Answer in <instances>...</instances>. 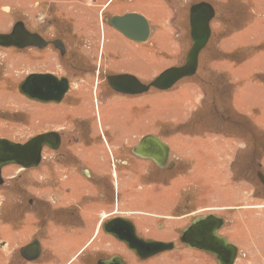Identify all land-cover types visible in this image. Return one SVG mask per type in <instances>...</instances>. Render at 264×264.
Here are the masks:
<instances>
[{
  "label": "rangeland",
  "instance_id": "rangeland-1",
  "mask_svg": "<svg viewBox=\"0 0 264 264\" xmlns=\"http://www.w3.org/2000/svg\"><path fill=\"white\" fill-rule=\"evenodd\" d=\"M199 1L209 2L215 16L209 23L210 37L198 55L197 75L182 78L169 89L151 88L135 96L105 90L96 105L111 134L127 137L158 132L164 137L176 160V168L167 174L171 181L158 184L155 177L161 173L131 180L121 177L114 187L115 200L105 191L104 197L94 200L91 192V207L70 185L62 186L59 152L48 154L44 164L25 173L14 164L5 165L1 169L0 240L8 239L5 232L11 231V223L18 227L23 222L22 229L42 225L40 231L33 229L39 231L35 236L41 238L42 246L49 247L62 225H77L82 243L87 235L101 232L102 216L120 211L147 230L141 234L178 244L177 232L190 217L211 212L225 216L220 232L238 247L234 264H264V201L257 199L264 198V186L256 178L259 171L264 174V151L251 156L252 143L264 142V0H0V31L11 28L19 17L49 37L67 38L68 44L66 56L58 58L60 67L35 62L28 68L26 52L0 51V137L24 141L42 130L63 127L68 134L65 145L77 142L75 147H82L90 130L73 122V112L78 99L90 102L91 92L88 75L70 66L74 43L80 45L81 66L93 69L92 60L99 64L101 59L100 77L120 72L116 74H131L148 83L164 69L184 63L192 44L189 7ZM125 13H139L147 19V41L129 40L108 24L109 16ZM29 70L73 75V89L65 104H45L21 94L18 87ZM87 124L95 130L96 122ZM220 131L227 137L238 134L242 142L212 135ZM75 161L70 154L65 164L76 165ZM87 162L101 169L98 157ZM181 197L190 199V204L173 215ZM28 199H37L38 208L29 211ZM253 203L259 206L249 208ZM242 204L248 208H236ZM103 234L96 235L85 253L88 263L115 252L129 264H217L212 255L189 247H175L141 260ZM106 238H113L115 246ZM73 245H68L69 251ZM11 247H0V264H6L3 258L8 257L7 264L13 263L17 249L11 251ZM57 261L62 262L61 258Z\"/></svg>",
  "mask_w": 264,
  "mask_h": 264
},
{
  "label": "flooded vegetation",
  "instance_id": "flooded-vegetation-1",
  "mask_svg": "<svg viewBox=\"0 0 264 264\" xmlns=\"http://www.w3.org/2000/svg\"><path fill=\"white\" fill-rule=\"evenodd\" d=\"M15 24H18V26L20 28H24V30L30 35L29 39L26 40L27 41L26 45L25 46H10V47L0 46V51L2 49H7V50L14 51L15 54H18L19 52H24V53L26 52V63H27L26 65L28 68L33 67V64L35 62L48 63L50 65L52 64L53 66L58 64L59 67L61 66V65H59L58 58L59 57L64 58L68 52V47H67L68 44L66 43L67 38L58 37V36L49 37L45 31L38 30V29L34 28L28 19L25 20V19H22L19 17H17L16 19H14L12 21L11 28H9L8 30H5V31H0V33H3V34L10 33L13 30V27L15 26ZM77 41H78V39H77ZM54 43H57L58 46H59V43H61L60 46H62L63 49L60 50V48L57 47ZM69 48H71V47H69ZM78 48H80V45L78 44V42L74 43V47H72L73 56L71 58H69V61H70L69 63H70L71 68H73L75 71L83 72V73H85L84 75H88V80H89L88 84L90 86L89 90L91 92V94H90L91 99H90V102H88V103L86 101H83L82 99H78L79 101L74 106L73 115L75 118L73 117V119H74L73 122L74 123L80 122L81 125H79V127L81 126V127H84L82 129H89L90 130L88 133V137L90 140L85 139V142L83 143L82 147H75V145L78 144L77 142L74 143L73 146H67L65 144L67 141L66 137L68 136V134L64 130L65 128H63V127L61 129H49L48 128V129L42 130L41 132L34 133L29 138H31L37 134H40V133H48V132H55L57 136H55V135L52 136L53 138H49L48 144L43 145V147L41 149V160H40V162L36 166H32L29 168H24V167H21L19 165H16V167L20 171H23L25 173L27 171H30V170L40 166L42 161L44 164L46 159H47L48 154L54 153V152H59V166L62 167L61 169H63V171L60 169L63 172L62 176H60L61 177L60 181L63 179L62 186H64V188H65V186L70 185V187H72L74 190V194H76V196H81L82 198H84V200H87V202H89V205L91 207H92V205L90 202H92V201L89 200L92 198L91 192H94V200L96 199V197H99V196L104 197L105 196L104 191L107 192L108 196L112 195L113 199L115 200V198H114V187L115 186L117 187V184L119 182L118 180L121 177H122V180H125L126 178H127V180H131V179H135V178L140 179L141 176L142 177H149V176L155 177V175L157 173H161V176L159 178L155 177V180L158 181V184H161V183L162 184H168V182L171 181V179L169 178V176L167 177V174H169V172H171V170H173V168H176V160L174 159L175 154L171 151L170 146L164 140V137H162L161 134L158 132H144V133L139 134V135L133 134V135L127 136V137L117 136L113 133L111 134L108 130V127L105 125V123L102 119V116L99 113L100 111H99L98 106H96L97 103L99 102L98 99L100 98L101 93L102 92L105 93V90L110 91L113 94H122V95H127V96L140 95L141 93L128 95V94H124L121 92H117L114 89H112L108 85L107 77L109 75L120 73V72L104 73V75L102 77H100L101 72L99 71V69L101 67V64H100L101 59L99 60V64H97L96 60H92V63H94L95 65H98L97 70H95L94 64H93V69L91 67L88 68V67L81 66L82 65L81 57L77 53V50H79ZM50 53H54V57L51 56ZM101 54H102V51H101ZM56 57H57V59H56ZM0 65H2L1 61H0ZM46 73L54 75L58 80H61V81H64V79H65V83L67 85L66 92L64 93L62 99L59 102H53L54 104H57V105L65 104L64 99H66L68 97L67 93H69L70 89L71 90L73 89V84H74L73 83V77H74L73 75L71 76L68 74H59V73H56V72L50 71V70H29L24 75V78L26 76L33 75V74H46ZM79 79L82 80V78H79ZM102 82L105 85H103ZM99 85H101V86H99ZM30 99L35 100L33 98H30ZM35 101H37V100H35ZM38 102H42V101H38ZM43 103L47 104V103H52V102H43ZM63 110H64V108L62 109V111ZM93 121L96 122L95 130H93V128L87 124V123H91ZM74 128H77V126L74 125ZM74 135L77 136L78 133L74 132ZM145 135H153L154 137H157L158 139H160L162 142H164L169 147V152L166 155V160H165L163 165H159V164L155 163L150 158H144V157H141L140 155L133 153V151H132L133 147H135L138 144L139 140ZM29 138H27L24 141L13 140L14 139L13 138V139H11V141L25 142ZM77 140H80L79 136L77 137ZM91 149H94V150H91ZM157 149L158 148L155 146L154 150L157 151ZM70 154L73 155V157L77 160V161H75L76 165L65 164L66 161H68ZM97 157H98V163L101 166V169H98L95 166L92 167L87 162L88 159L94 160ZM141 160H143V161H141ZM144 160H149V162L148 161L145 162ZM79 163H82V164H79ZM134 165L137 168V170L132 169V168H134L133 167ZM256 175H257V173H256ZM73 180L76 182L75 186H74V184H71V182ZM182 199H183V197H181L180 202L177 204V207H175V209L173 211V215L175 213H177L178 208H181V209L188 208L187 203L190 204L191 200L190 199H187V200L183 199L182 200ZM38 204H39V201L37 202V199H36V202L33 199H28L26 207H27V209H29V211H32L34 208L35 209L38 208ZM21 205H22V203H21ZM207 213H211V212L194 214L192 217H190V221L185 226L190 224V222L192 221V219L194 217L205 215ZM122 214L123 213H121L119 211V213L116 212L114 214H108V215L102 216L103 219L100 223L101 232L104 234H107L102 230V225L106 220L112 219L114 217L122 216V217L128 218L133 223L137 236L144 238V239L151 238V236H145L144 233L141 234L142 231H147V230H145L144 227H140L139 225H137L132 220V218L129 217L128 215H122ZM173 215H170L169 218H173L174 217ZM218 215H220V214H218ZM224 217L225 216L222 215L223 219H224ZM22 220H24V219H22ZM53 220H54V218H52V222L54 223ZM24 222H25V224L27 223V221H25V220H24ZM226 222H227V220H226ZM22 223H20L18 227L15 226V223L10 224L11 231L9 232V236L5 235L8 239L0 240V247L5 246V245L7 247H11V244H15L11 247L12 248L11 251L15 250V247H16L17 255L12 256V258H11L12 262H13L12 264H20V263H22V264H39V263L43 262L44 254L46 253V248L44 245L42 246L41 240H40L41 238L39 236H35V233H38L40 231L42 225L38 226V227L36 225L37 228L32 226V228L28 227V228L22 229ZM95 225H96V223H95ZM95 225H94V227H95ZM224 225H225V222H224ZM224 225L221 227V229L224 227ZM185 226L181 227L178 230L177 238L179 237L180 230L182 228H184ZM73 228H77V225ZM33 229H36V231L37 230H39V231L34 232ZM220 230L217 233L219 235H222V236L227 238V236H225L224 233H221ZM97 232H98V230H96L95 234L89 238L88 243L85 244L78 252L74 251V247H75L77 240L80 237L81 232H78L71 237V239L68 242H69V244L74 243V245H73V250L70 251V253L68 255V259L69 258L71 259V260L69 259V263L75 257H78L77 262H76L77 264H98V261L100 259H108L112 255L118 254L115 252H113V253L110 252L107 256L95 257L93 260H91L90 263L85 261V259H84L85 253L88 252L92 248V247H90V244L97 238V236H96ZM5 234H7V232H5ZM107 235L113 237L110 234H107ZM53 238L51 241H53ZM35 241L39 245V249H40L39 254L35 259L28 260L22 255V249L25 246H27V245L35 242ZM109 241H112V245H113V240L110 239ZM169 241H172L174 243L173 249L175 247L176 248L177 247L178 248L179 247L180 248H188V246L181 241L178 244L173 239H170ZM57 244H55V245H57ZM68 245H67V247H68ZM86 246H89V248H86ZM189 248H192V247H189ZM192 249L193 250H199L196 248H192ZM118 255H120V254H118ZM156 255H154V256H156ZM122 258L125 261V264H129V261L127 262V259H125L124 257H122ZM3 259H4V263L7 264L8 260L10 258L8 257L6 259L5 258H3ZM39 260H41V261L39 262ZM141 260H145V259H141Z\"/></svg>",
  "mask_w": 264,
  "mask_h": 264
},
{
  "label": "water",
  "instance_id": "water-1",
  "mask_svg": "<svg viewBox=\"0 0 264 264\" xmlns=\"http://www.w3.org/2000/svg\"><path fill=\"white\" fill-rule=\"evenodd\" d=\"M215 16L213 6L207 1L193 3L189 7V35L192 44L189 47L184 63L164 69L148 83H142L131 74H112L107 77L108 85L117 92L124 94H138L154 88L166 90L184 77L194 75L198 65V55L204 48L209 36V23ZM108 24L125 38L135 42H145L149 37L150 27L147 19L139 13H125L111 15ZM30 35L15 24L10 33H0V46H25ZM60 50L63 49L54 43ZM18 90L30 98L42 102H59L67 90L64 81L54 75L33 74L26 76L19 84ZM57 136L55 132L40 133L25 142H14L7 138H0V185L3 183L1 169L8 164L19 165L24 168L36 166L41 160V149L48 144L49 138ZM155 146L158 148L154 150ZM133 153L144 158H150L155 163L163 165L169 147L153 135L143 136L133 147ZM257 176L264 185V174L259 171ZM225 220L214 213L196 216L190 224L179 232V240L188 247L199 249L212 255L217 264H234L238 255V247L217 232L224 225ZM102 230L112 235L117 241L133 252L139 259H146L158 253L171 250L172 241H158L144 239L136 235L133 223L126 217H114L106 220ZM39 245L35 241L22 249V255L33 260L39 254ZM98 264H125L123 258L114 254L108 259H100Z\"/></svg>",
  "mask_w": 264,
  "mask_h": 264
},
{
  "label": "crops",
  "instance_id": "crops-1",
  "mask_svg": "<svg viewBox=\"0 0 264 264\" xmlns=\"http://www.w3.org/2000/svg\"><path fill=\"white\" fill-rule=\"evenodd\" d=\"M220 132H221V134L218 133V134H212V135L213 136H219L220 138L221 137H223V138H231V139L234 138V139H237V140L241 141V138H240V136L238 134L237 135H234L233 137H227V135L224 133L225 131H220ZM257 199L264 201V198H258L257 197ZM254 206L257 207L259 205L253 203L252 205L249 206V208H253ZM262 207H264V206H262ZM236 208H239V209L248 208V205H246V204L243 205L242 204V205L236 206ZM256 214H258V213H256ZM252 215L254 216V214H252ZM254 218H255L256 221L258 220L257 217L254 216ZM57 228L58 229L61 228V229L59 231H57V232H54V238H53V241H51V240L49 241V244H50L49 247H47V244L45 245V248H46V253L45 254H46V256L44 257L43 262H41L39 264H77L76 262H77L78 257H75L76 259L74 258L69 263V259L70 258L68 259V255H69L70 251H69V249H68V247H67L66 244L68 243V241L71 239V237L73 235H75L78 232H82V230L80 229L78 231L76 228H66V227H64V225H62V227H57ZM9 232H7L6 236H9ZM97 234H101V232L100 233L97 232ZM103 235H105V234H103ZM90 237H89V235H87L85 241L82 242V243L79 242V240L81 238V237H79V239L77 240V242L75 244L74 251H77L78 252L85 244L88 243V240H89ZM252 238L253 237H251V235H250V241L253 240ZM107 239L108 240H110V239L114 240L115 238L114 239L113 238H106L104 240H107ZM57 243H62V245L60 246ZM254 243L255 242H252L253 245H254ZM55 244H57V245H55ZM113 245H114V242H113ZM63 246H65V249L63 251H60V247H63ZM86 248H89V246H86ZM59 258H61V261H62L60 263L57 261Z\"/></svg>",
  "mask_w": 264,
  "mask_h": 264
},
{
  "label": "trees",
  "instance_id": "trees-1",
  "mask_svg": "<svg viewBox=\"0 0 264 264\" xmlns=\"http://www.w3.org/2000/svg\"><path fill=\"white\" fill-rule=\"evenodd\" d=\"M166 1H168V0H166ZM199 58L200 59H199L197 69H196V72L194 73V75H197V70L199 71L200 66H201V57H199ZM191 77H194V76L192 75ZM252 144H253V151L251 153V156L253 157V155H255V156L261 155L260 153L264 151V142L260 141L259 144H255V143H252ZM256 178H257V181H259L257 175H256ZM259 184L263 185L260 181H259Z\"/></svg>",
  "mask_w": 264,
  "mask_h": 264
},
{
  "label": "bare ground",
  "instance_id": "bare-ground-1",
  "mask_svg": "<svg viewBox=\"0 0 264 264\" xmlns=\"http://www.w3.org/2000/svg\"><path fill=\"white\" fill-rule=\"evenodd\" d=\"M188 20H189V16H188ZM210 33H211V30H210ZM208 39H209V38H208ZM207 41H208V40H207ZM206 43H207V42H206ZM205 45H206V44H205ZM204 47H205V46H204ZM202 49H203V48H202ZM202 49H201V50H202ZM201 50H200V51H201ZM184 78H185V77H184ZM29 98H30V97H29ZM42 103H43V102H42ZM0 138H2V137H0ZM8 165H9V164H8ZM236 260H237V257H236ZM236 260H235V261H236ZM235 261H234V262H235Z\"/></svg>",
  "mask_w": 264,
  "mask_h": 264
}]
</instances>
